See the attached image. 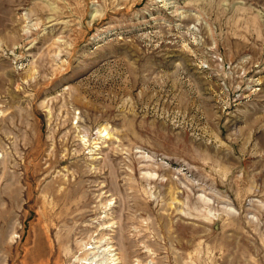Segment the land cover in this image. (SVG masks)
Returning a JSON list of instances; mask_svg holds the SVG:
<instances>
[{"label": "rangeland", "instance_id": "374dc122", "mask_svg": "<svg viewBox=\"0 0 264 264\" xmlns=\"http://www.w3.org/2000/svg\"><path fill=\"white\" fill-rule=\"evenodd\" d=\"M2 237L0 264H264V0H0Z\"/></svg>", "mask_w": 264, "mask_h": 264}, {"label": "bare ground", "instance_id": "6f19581e", "mask_svg": "<svg viewBox=\"0 0 264 264\" xmlns=\"http://www.w3.org/2000/svg\"><path fill=\"white\" fill-rule=\"evenodd\" d=\"M6 182V181H5ZM6 188V187H5ZM5 194V193H4ZM8 194H10L9 193V191H8ZM62 216H64L63 217V220H70V221H73V220H77V219H79L80 217H82L79 213H74V212H68V213H65V214H63ZM61 216V217H62ZM80 216V217H79ZM8 219V215H4L3 217H2V221L3 222H5L6 220ZM70 231V230H69ZM71 233H72V231H70L69 233H68V235H71ZM43 240V239H42ZM5 248V250H7L8 249V247H9V242H6L5 240H3V237L1 238V240H0V248ZM92 248V247H91ZM39 253V252H38ZM108 260H109V258H108ZM111 260H114L113 258H110V261H107V263L108 264H111Z\"/></svg>", "mask_w": 264, "mask_h": 264}]
</instances>
